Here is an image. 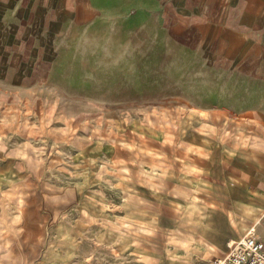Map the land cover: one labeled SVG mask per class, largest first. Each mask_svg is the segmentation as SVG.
Here are the masks:
<instances>
[{
    "label": "rangeland",
    "instance_id": "obj_1",
    "mask_svg": "<svg viewBox=\"0 0 264 264\" xmlns=\"http://www.w3.org/2000/svg\"><path fill=\"white\" fill-rule=\"evenodd\" d=\"M154 1L113 56L49 33L41 85L0 70V264H209L220 202L263 227L264 0Z\"/></svg>",
    "mask_w": 264,
    "mask_h": 264
},
{
    "label": "crops",
    "instance_id": "obj_2",
    "mask_svg": "<svg viewBox=\"0 0 264 264\" xmlns=\"http://www.w3.org/2000/svg\"><path fill=\"white\" fill-rule=\"evenodd\" d=\"M146 3L154 6L155 1L0 0V70L9 75L3 79L12 82L14 87L41 85L38 83L42 82V75H39L41 70L36 67H40L43 62V52L42 49L38 51L42 46L38 47L37 41H42L43 36L49 33L52 35L49 39L53 41L56 55L71 57L75 54V48L91 47V40L101 39L103 30L106 31L105 39H110L107 41L104 55H115V24H120L121 35L137 32V6ZM26 33H29L33 43H24ZM26 62L32 63L33 67L24 69ZM67 71L76 69L69 66ZM5 86L7 85L4 84L3 87ZM259 176L260 189L264 192V177ZM217 196L218 201H230V192L223 191ZM242 206L244 207V204ZM215 207L197 214L194 227L196 241L201 242L202 247L210 249L214 258L223 255L227 251L229 241L243 235L253 223H257L258 231L264 240V223L261 228L259 222L250 223L249 214H246L244 209L230 217L233 210L231 212L229 202H220ZM245 222L248 225L243 229Z\"/></svg>",
    "mask_w": 264,
    "mask_h": 264
},
{
    "label": "built area",
    "instance_id": "obj_3",
    "mask_svg": "<svg viewBox=\"0 0 264 264\" xmlns=\"http://www.w3.org/2000/svg\"><path fill=\"white\" fill-rule=\"evenodd\" d=\"M209 264H264V240L257 223L251 224L243 235L231 239L227 251Z\"/></svg>",
    "mask_w": 264,
    "mask_h": 264
}]
</instances>
